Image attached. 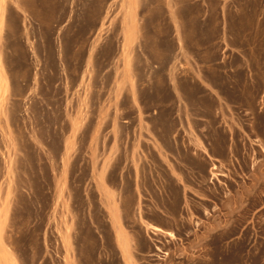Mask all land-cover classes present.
Returning a JSON list of instances; mask_svg holds the SVG:
<instances>
[{
	"label": "rangeland",
	"instance_id": "rangeland-1",
	"mask_svg": "<svg viewBox=\"0 0 264 264\" xmlns=\"http://www.w3.org/2000/svg\"><path fill=\"white\" fill-rule=\"evenodd\" d=\"M99 185L134 264L167 257L147 223L180 264H264V0H0L2 247L123 264Z\"/></svg>",
	"mask_w": 264,
	"mask_h": 264
},
{
	"label": "crops",
	"instance_id": "crops-1",
	"mask_svg": "<svg viewBox=\"0 0 264 264\" xmlns=\"http://www.w3.org/2000/svg\"><path fill=\"white\" fill-rule=\"evenodd\" d=\"M173 18V25L176 26L177 31H181L182 19L179 15H171ZM116 191L108 186L106 190L104 187H97V194L99 196L100 206L104 211L105 219L110 227L112 235L116 242V248L123 264H134L136 259L135 253V235L133 230L128 225L127 216L124 211L123 201H119L116 197ZM150 224V223H149ZM148 225V223H147ZM158 230H149L150 234L163 237V248L166 249L165 256H162V262L159 264H169L173 259V264H180L183 251L187 249V243L184 238L177 237L175 228L169 225L151 224ZM161 230V231H160ZM171 234V235H169ZM123 240V241H122ZM126 247V248H125ZM190 249V248H189ZM125 252H123V251ZM168 251V253H166ZM0 264H20L19 256L15 251L5 249L0 243Z\"/></svg>",
	"mask_w": 264,
	"mask_h": 264
},
{
	"label": "bare ground",
	"instance_id": "bare-ground-1",
	"mask_svg": "<svg viewBox=\"0 0 264 264\" xmlns=\"http://www.w3.org/2000/svg\"><path fill=\"white\" fill-rule=\"evenodd\" d=\"M214 167V166H213ZM155 226V225H154ZM153 225H151V224H148V227L150 228H152L153 230H158L159 228H156V227H154ZM150 228V229H151ZM161 231V230H160ZM169 235H171V234H169ZM67 240V239H66ZM123 241V240H122ZM126 248V247H125ZM156 249H158V250H160L157 246H156ZM123 251V250H122ZM123 252H125V251H123ZM165 254V253H164ZM163 255V254H162ZM165 256V255H164Z\"/></svg>",
	"mask_w": 264,
	"mask_h": 264
}]
</instances>
